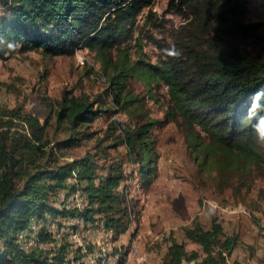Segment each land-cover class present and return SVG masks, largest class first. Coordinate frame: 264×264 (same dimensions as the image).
<instances>
[{"label": "trees", "instance_id": "obj_1", "mask_svg": "<svg viewBox=\"0 0 264 264\" xmlns=\"http://www.w3.org/2000/svg\"><path fill=\"white\" fill-rule=\"evenodd\" d=\"M0 2L4 5L1 54L20 48L21 52L38 50L52 58L89 47L86 49L95 53L107 76L106 92L114 105V109H103V95L91 97L64 89L49 109L72 135L54 145L47 135L48 119L42 123L21 106L0 107V264H19L20 255H25L19 249L20 231L28 226L32 215L57 210L52 204L54 196L74 172L78 185L89 195L88 210L103 211L117 234L127 230L131 219L127 205L123 206L127 196L117 191L127 176L123 159L103 165L107 168L105 177L97 173L98 165L91 154L64 162L51 163V159L55 149L80 139L77 128L92 124L104 111H125L130 114L129 124L111 122L108 135L114 137L118 132L115 146L127 145L129 160L139 165L145 187L157 178L152 132L157 121L146 118L141 95L129 85L131 78L152 90L167 86L164 120L183 127L191 147L200 149L197 156L202 164L216 158L223 179H231L237 172L245 177L264 165V144L257 143L255 120L249 116L254 94L264 90V57L245 53L240 43L255 36L259 27L245 19L249 0H167L165 12L182 17L172 25L153 10L156 0ZM221 39L225 43L219 44ZM145 41L159 50L155 63L141 56ZM134 46L139 53L135 58L131 53ZM174 50L180 52L178 57L171 54ZM260 104L264 108V97ZM258 114L264 115V111ZM45 157L48 159L43 161ZM184 230L201 244L204 255L188 251L184 242L173 237L164 257L166 264H183L185 259L199 256L200 264H241L228 262L238 239L225 233L218 216L212 218L208 229L195 218L193 226ZM32 253L24 257L38 264H52L45 251Z\"/></svg>", "mask_w": 264, "mask_h": 264}, {"label": "rangeland", "instance_id": "obj_2", "mask_svg": "<svg viewBox=\"0 0 264 264\" xmlns=\"http://www.w3.org/2000/svg\"><path fill=\"white\" fill-rule=\"evenodd\" d=\"M166 6L167 0H156L152 8L169 25L178 24L182 17L166 13ZM3 13L4 5L0 2V19ZM146 13L147 10L140 15V24ZM245 19L250 23H258L259 27L255 36L240 41L244 51L252 57H264V0H249ZM223 43L224 39L219 40V44ZM81 48L78 49L81 52L77 50L72 55L52 58L38 50L21 52L20 48L0 53V107L21 106L42 123L48 119L47 135L53 145L72 135L66 124H58L55 114L49 109L51 103L61 98L64 89H72L76 94L87 93L91 97L103 95V109H114L112 97L106 92L109 81L100 61L94 52L86 49L88 47ZM142 48L143 59L155 63L159 55L158 48L147 41ZM137 49L136 46L131 48L134 58L139 54L136 53ZM131 79L129 85L141 95L146 118L157 121L152 132L158 176L149 186H144V193H136L133 200L131 198L140 228L146 233L144 246L150 253V264H166L164 257L173 237L184 242L188 251L204 255L201 244L190 239L184 228L193 226L196 218L204 229H208L214 216H218L227 235H235L238 239L237 246L228 255L229 263L238 261L241 264H264V165L246 173L245 177L237 172L233 178L223 179L219 175L218 169L221 167L216 158L202 164L201 158L197 156L200 149L195 151L191 147L183 127L174 121L164 120L167 86L152 90L141 80ZM100 116L92 124L76 129L80 131V139L76 143L55 149L51 163L71 161L91 154L98 165L97 173L103 174V177L107 175V168L103 165L108 166L115 159L125 161L123 167L128 176L134 170L138 171L139 165L129 160L127 145L115 146L118 132L114 137L108 135L111 122L129 124L130 114L107 110ZM88 133H93V136H86ZM46 159L48 157L43 161ZM126 203L127 200L123 202L124 207ZM53 212L57 214L55 210ZM139 214L143 218L137 217ZM141 219L147 225L148 232L144 230ZM197 258L202 260L201 256Z\"/></svg>", "mask_w": 264, "mask_h": 264}, {"label": "bare ground", "instance_id": "obj_3", "mask_svg": "<svg viewBox=\"0 0 264 264\" xmlns=\"http://www.w3.org/2000/svg\"><path fill=\"white\" fill-rule=\"evenodd\" d=\"M77 178L74 172V176L69 177L67 185L65 184L66 186L55 194L52 204L57 209L55 210L57 214L50 210L34 214L29 219L28 226L20 231L18 244L20 251L25 253L24 256L26 253L38 254L40 251H45L46 259L52 264H146L149 262L150 253L144 246L146 233L141 230L139 218H136V212L134 213L131 204V198L133 200L136 193H144V185L138 171L134 170V173L127 175L118 188V192L127 196L126 208L130 212L128 214H131L128 228L121 234H117L116 229L108 223L103 211L88 210L91 207L89 195L78 185ZM74 216L76 218L70 222ZM96 218L98 223H101V232L104 235L100 236V240L95 233ZM88 242L90 248L96 250V255H87L86 258L84 248H88ZM131 248H134V255L142 256L141 260L127 263ZM20 256L19 264H38L34 262L35 260L30 262L29 258ZM198 259H185L183 264H200L201 259Z\"/></svg>", "mask_w": 264, "mask_h": 264}, {"label": "clouds", "instance_id": "obj_4", "mask_svg": "<svg viewBox=\"0 0 264 264\" xmlns=\"http://www.w3.org/2000/svg\"><path fill=\"white\" fill-rule=\"evenodd\" d=\"M171 54L178 57L180 55V52L178 50H174V51H172ZM262 97H264V90H261V91L255 93L253 98H252V103H251L250 109H249V116L253 117L255 120L253 128H254V131L256 132L257 136H258L257 143H260V144H264V133L261 132V128H262V126H264V115L258 114L260 111H264V108H262V106L260 104V99Z\"/></svg>", "mask_w": 264, "mask_h": 264}, {"label": "built area", "instance_id": "obj_5", "mask_svg": "<svg viewBox=\"0 0 264 264\" xmlns=\"http://www.w3.org/2000/svg\"><path fill=\"white\" fill-rule=\"evenodd\" d=\"M81 52V50H80ZM71 206V205H70ZM76 216H74V218L70 219V222L75 219ZM143 218V217H141ZM95 233L98 235V238L100 240V236H104L101 232V223H98V220L96 218V228H95ZM82 238H84V236H82ZM136 243V241H134V244ZM84 253L86 254V258H87V255H96V250L94 249H91L90 246H89V242H88V248H84ZM111 257V256H110ZM142 256H136L134 255V248H131V254L130 256L128 257V262L129 263L130 261L132 260H141ZM77 264V263H75Z\"/></svg>", "mask_w": 264, "mask_h": 264}, {"label": "crops", "instance_id": "obj_6", "mask_svg": "<svg viewBox=\"0 0 264 264\" xmlns=\"http://www.w3.org/2000/svg\"><path fill=\"white\" fill-rule=\"evenodd\" d=\"M148 201V200H147ZM142 221H143V219H142ZM142 226H143V228H144V230L146 231V232H148L149 230H148V228H147V225L145 226L144 225V221H143V223H142ZM151 261V260H150ZM149 261V263L148 264H150L151 262Z\"/></svg>", "mask_w": 264, "mask_h": 264}]
</instances>
